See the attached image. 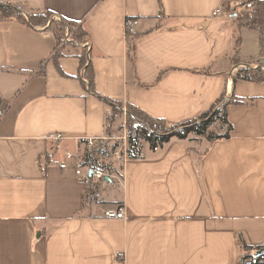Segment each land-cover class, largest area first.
Listing matches in <instances>:
<instances>
[{
    "label": "crops",
    "instance_id": "1",
    "mask_svg": "<svg viewBox=\"0 0 264 264\" xmlns=\"http://www.w3.org/2000/svg\"><path fill=\"white\" fill-rule=\"evenodd\" d=\"M248 1L0 0L81 25L93 77L90 88L82 49L58 45L47 24L0 21V264H242V244L264 253V82L234 80L231 62L233 10ZM125 20L137 21L132 36ZM240 38V65L263 66L258 31ZM222 96L238 102L228 140L145 146L106 182L65 159L76 139L105 135L103 99L177 125Z\"/></svg>",
    "mask_w": 264,
    "mask_h": 264
},
{
    "label": "trees",
    "instance_id": "2",
    "mask_svg": "<svg viewBox=\"0 0 264 264\" xmlns=\"http://www.w3.org/2000/svg\"><path fill=\"white\" fill-rule=\"evenodd\" d=\"M253 2L250 11L243 16L245 23H241V18L233 14L232 17L237 22L236 36L234 39L233 55L231 58L232 67L239 63V55L241 50V28L255 29L259 33V52L260 56L264 58V0H251ZM17 19L18 21L30 25L32 27H39L47 24V29L52 31L56 36L57 44L60 43L59 36H61V42L64 41V36L70 34L72 42L69 44L75 45V42L86 38L87 34L85 30L76 22L61 20L54 22L49 15H24L19 7L9 4H0V21ZM66 44V42H64ZM132 58H130L131 62ZM81 68H85V76L88 79V85L92 88V69L89 64H86L85 57L80 58ZM234 80H242L248 82H264V70L261 67L257 68H242L239 69L234 76ZM108 106L112 107L114 111L120 107L123 103L117 100L103 99ZM238 102L231 97L226 99L222 96L216 101V103L206 112L202 113L197 118L177 124L169 125L160 119L149 117L142 111L138 110L132 105L125 104L126 107V125L130 132V145L133 150L137 148L139 144H147L150 150L162 147L168 143L172 138L179 140H186L188 137L202 138L213 143L220 140H228L232 132V125L227 118V107L229 105H237ZM113 114V113H112ZM134 122L139 123L137 128H134ZM217 127V130H212L213 127ZM107 131V127H106ZM196 140V139H195ZM118 146V143H114L110 150L107 151L108 146H100L93 149H83L82 159L79 166L97 167L104 172L112 175L116 173L120 176V169H115L112 165L103 164L100 162L104 156H110V153ZM130 159H137L135 153L129 155ZM243 255L241 257L242 264H263L264 253L258 254L263 247H250L242 244Z\"/></svg>",
    "mask_w": 264,
    "mask_h": 264
},
{
    "label": "built area",
    "instance_id": "3",
    "mask_svg": "<svg viewBox=\"0 0 264 264\" xmlns=\"http://www.w3.org/2000/svg\"><path fill=\"white\" fill-rule=\"evenodd\" d=\"M221 9H217L214 11L213 15H218L221 14ZM137 25L136 20H125L124 21V32L125 36H132L135 33V27ZM70 34H67L66 36H69ZM66 41H70L69 38L67 37ZM257 68V67H256ZM261 68L264 70V67L261 66ZM105 121H106V127L108 124V115L105 116ZM139 123L134 122L133 126L134 128H137ZM121 135L117 138H115L118 142V146L110 153V156L114 161H116L120 167L123 165V163L129 159V155L131 153H135L137 159H141L144 157V147L147 146V144L142 143L137 146L135 150L131 148L130 145V132L127 128L126 125V113L123 116V126L121 127ZM64 139V136L61 134H54L50 136V140L58 142L60 140ZM106 140V138L103 136L101 138H93V137H85L82 139H76V141L82 143V148L79 149L78 146L75 148L74 151L72 152H66L65 159L67 162L74 161L75 162V175L81 176L82 171H84L86 174L88 173L89 170H92V177L91 179L101 181L104 179V177H111L108 173L104 172L103 170L97 168V167H89V166H79L81 159H82V154H83V149L86 147L87 149H93L97 148L99 145V142ZM148 147V146H147ZM135 160V159H133ZM86 176V175H85ZM103 216L108 219H123L124 218V211L123 210H106L103 213Z\"/></svg>",
    "mask_w": 264,
    "mask_h": 264
},
{
    "label": "rangeland",
    "instance_id": "4",
    "mask_svg": "<svg viewBox=\"0 0 264 264\" xmlns=\"http://www.w3.org/2000/svg\"><path fill=\"white\" fill-rule=\"evenodd\" d=\"M252 3L253 2H249V3L247 2L244 5H242L240 7H237L236 9L233 10L234 14L238 17V19H240V18L242 19V20H240L242 24L245 23V21L243 19V16L246 15L250 11L251 6H252ZM54 22H57V21L54 20ZM67 37L69 38L70 42H72L71 35H69V36H64L63 43L64 42H66V43L68 42V41H66ZM59 39H60V43H62L61 42V36H59ZM86 41L87 40L84 37V38H82L81 41H79V43L78 42H75V45L78 48L80 47V49H82V54L81 55L84 56V57H85V48H82L81 46L85 45ZM249 48H251L250 45H249ZM76 50L79 52V49H76ZM255 65H257V63ZM233 67L234 68H233L232 73H236V71L238 69H242V68H252V65L251 64L249 65L247 63H245V65H240V61H239V63H237ZM263 67H264V64H263ZM126 112H127V110H126L125 104H122L120 107H118L116 109V111H114V109L110 106L109 112H108L107 131H106V133L104 135V137L106 138V140L99 142V145H98V146L101 147L102 150L104 149L102 146H108L107 151H109L110 150V147L114 143H118L119 142L115 138H117V137H119L121 135V131H122L121 130L122 129L121 127L123 126V116H124V114ZM212 130H217V127L216 126L213 127ZM62 154H63V156L65 155L64 151H63ZM100 162H102L103 164L112 165V167H114L115 169H120V165L116 161H114L111 156H107V157L104 156L102 159H100ZM112 175H114V173ZM114 179H115V177H114Z\"/></svg>",
    "mask_w": 264,
    "mask_h": 264
},
{
    "label": "water",
    "instance_id": "5",
    "mask_svg": "<svg viewBox=\"0 0 264 264\" xmlns=\"http://www.w3.org/2000/svg\"><path fill=\"white\" fill-rule=\"evenodd\" d=\"M87 177L89 178V179H91V177H92V170H89L88 171V173H87ZM104 182H106V181H109V177H104ZM263 253V251H260L258 254H262Z\"/></svg>",
    "mask_w": 264,
    "mask_h": 264
}]
</instances>
